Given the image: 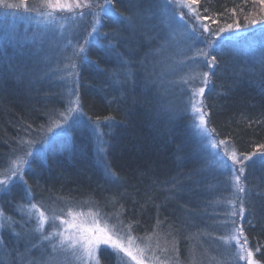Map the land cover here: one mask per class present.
Here are the masks:
<instances>
[{"label": "trees", "instance_id": "1", "mask_svg": "<svg viewBox=\"0 0 264 264\" xmlns=\"http://www.w3.org/2000/svg\"><path fill=\"white\" fill-rule=\"evenodd\" d=\"M258 2L199 0L194 7L201 17H210L203 20L213 31L237 22L239 30L246 31L233 40L222 39L227 34L205 36L213 40L208 59L215 57L216 62L209 69L202 103L207 126L218 141L224 140L242 160L257 153L243 162L239 200L244 209L243 237L255 259L264 264V157L260 155L264 153L260 147L264 145V27L250 25L264 13ZM113 8L115 15L101 20V38L86 45L76 65L73 89L82 119L52 138L41 152L35 151L21 180L0 192L1 212L17 230L22 227L18 207L31 201L57 207L115 206L134 235L160 226L171 227L179 237L192 227L187 219L202 212L206 186L187 114L169 104L165 98L169 91H163L150 68L138 66L153 49L158 4L113 0ZM137 15L144 22L151 16L142 34L131 23ZM25 50L0 34V172L23 143L39 141L62 107L55 83L44 82L49 74L45 68L36 71ZM161 92L163 99L158 96ZM97 128L102 136L97 134L95 142L90 129ZM5 230L0 235V264H10L13 254L22 249L13 247V234ZM177 240L181 251L182 239ZM98 258L100 264H115L108 250H100Z\"/></svg>", "mask_w": 264, "mask_h": 264}, {"label": "rangeland", "instance_id": "2", "mask_svg": "<svg viewBox=\"0 0 264 264\" xmlns=\"http://www.w3.org/2000/svg\"><path fill=\"white\" fill-rule=\"evenodd\" d=\"M7 2L19 4L20 0H7ZM26 2L28 10H25L23 6L7 8L0 5V34L12 41L22 51L26 49V56L32 58V61L27 62L31 63L36 71L45 68L50 76L48 75L44 82L50 80L55 83L62 107L61 111L58 110L53 115L52 121L45 126L46 130L42 131L44 133H41V137L39 136V141L27 142L28 145L23 143L24 147L21 146L13 159L1 170L0 179H5L12 176V161L18 158L28 161L23 166L21 173L13 177L8 184L21 180L22 173L29 166L35 151L41 152L52 138L62 135L68 126L82 119L77 106L69 104L70 100H76L73 82L78 59L83 54L75 53L81 45L86 47L89 42L96 40L90 39L86 43L85 37L88 36L93 25V16L88 14L89 11H99L98 8L75 9L77 14L75 18L72 13L63 12L57 13L53 20L42 15L45 9L39 7V0H26ZM156 2L159 9L156 16L157 24H155L157 27L152 33L153 49L146 59L138 61V66L139 68H150L151 74L155 75V79L162 85L163 91H169L165 96L169 104L175 107V103L181 108V112L187 114V126L200 149L202 163L199 172L203 175L202 181L205 183L207 195L205 202L201 205L202 212H198L191 220L187 219L193 224L192 227L184 230L183 235L180 234L178 237L174 235L175 231L173 232L171 227L160 226H155L145 235H134L133 231L132 234L144 237L152 234L154 229L156 230L157 235L152 237L151 250L147 254L148 257H153L152 264H247L246 253H243L244 260L239 258L241 255L240 245L244 243V237L237 230L241 229L243 212L240 211L242 208L239 200L241 191L237 190L233 179V170H235V175L241 177L239 169L243 164H233L232 160L225 155V152L231 153L233 149L226 143L219 144L207 126L206 116L204 127L207 131L202 132L196 127L199 124L200 113L193 112L191 104L193 90L200 87L205 89L206 84L201 74L209 73L210 69L208 58L196 55L198 49L208 52L209 41L205 39V36L209 32H204L202 25L209 26V24L203 19L197 21L186 8L177 9L174 0H156ZM93 3L103 4L104 0H93ZM259 5L258 2L257 8L260 10L261 5L260 7ZM82 11L85 13L83 17L79 15ZM181 13H183V19L180 18ZM261 13L260 17H253L257 23L250 22V25L255 28L264 27V13L262 11ZM102 18L103 14H101V20ZM135 20L131 19L133 29L142 34L144 26L148 29L147 20L151 21V16L146 18V22L143 17L138 18V15ZM100 24L97 25V28ZM193 27L197 31L193 32ZM244 33L246 31H226L221 33V36L227 34L237 37ZM210 41L213 42V40ZM137 71H139L138 67ZM193 75L196 78L190 79L189 77ZM169 95L172 97L171 99ZM158 96L161 99L164 97L162 92ZM196 99L202 101V96H197ZM70 107H76V110L69 112ZM201 111L205 113L203 107ZM49 128L52 129L51 132ZM90 130L93 140L97 142L98 135L101 137L102 133L98 128ZM39 137L34 138L38 139ZM212 141L217 143V148H212ZM26 153H31V155L26 156ZM237 158L242 160L238 156ZM224 165L227 167L225 168ZM239 183L242 188L241 182ZM6 186H0V192ZM32 204H37L49 217L55 212L57 215L67 218L66 212L69 208L85 213L89 210L95 212L96 209H99L103 216L110 218V224L114 223L119 226V221H122L123 225H129L125 216H122V210L115 206L111 208L107 205L94 206L90 203H82L57 207L55 204L49 205L47 202L41 204L31 201L18 207L17 212L22 218V227L20 226V229L17 230L12 221H9L0 209V235L2 231L8 229L5 231L8 232V235L13 234L14 237L15 245L13 244V247L20 246L22 248L13 254L15 260H11L10 264H81L76 258L79 255L78 250L74 253L73 250L66 247L53 248L54 244H58L59 236H53L50 240L44 239L54 229L62 230V226L59 220L49 219L43 230L38 231V214L35 210H30ZM233 213L235 214L233 215ZM86 219L90 223L92 218L86 217ZM122 230L126 232L127 228H122ZM232 236H236L239 243L237 240L231 239ZM177 238L182 239L183 248L181 251ZM138 243L143 244L144 241H138ZM246 247L249 248L248 244ZM0 248L2 247L0 246ZM102 249L110 251L115 258V264H136V261L124 253H117L107 245L99 246L97 256ZM253 258L255 259L254 252ZM88 264H94V262L88 261Z\"/></svg>", "mask_w": 264, "mask_h": 264}, {"label": "snow or ice", "instance_id": "3", "mask_svg": "<svg viewBox=\"0 0 264 264\" xmlns=\"http://www.w3.org/2000/svg\"><path fill=\"white\" fill-rule=\"evenodd\" d=\"M261 5V9L264 10V0H259ZM175 7L177 9H188V13L194 15L197 21L201 19H210V17H201L199 13L198 7H194L193 5H198L199 0H174ZM0 5H3L7 8H18L23 6L25 10H28V5L26 0H20L19 4L15 3H8L7 0H0ZM39 7L44 8L45 11L42 13L43 16L46 18H52L53 20L56 18L57 13L68 12L73 14V18L77 15L75 9H93L98 8L99 11H89L88 14L93 16V25L92 30L88 33V36L85 37V42L87 43L90 39H97L101 38V33L98 31L97 25L101 23V14L103 16H112L115 15L114 8H113V0H104L103 4H94L93 0H39ZM205 12L208 11L207 8L204 9ZM81 17L85 15L82 11L79 13ZM181 19H183V13H181ZM216 23V21H212ZM252 24H256L257 20L252 19ZM204 32H209L211 35L220 37L221 33L226 31H238L240 29V24L237 22L235 24H228L226 27H220L218 30H211L207 24L202 25ZM197 31L195 27H193V32ZM107 34H104L106 38ZM222 39L233 40L237 39L236 36H228L222 37ZM209 47L212 46V42H208ZM85 52L84 45H81L75 54H82ZM197 56H203L206 59L208 58V52L198 49L196 52ZM216 62V58L212 57L208 59V67H212ZM75 67V65H72ZM203 76V81L205 84L208 82L209 73L203 72L201 74ZM190 79H195V75L189 77ZM186 82V81H185ZM204 87H200L194 89L192 92L191 97V104L193 112L200 113L198 119L199 124L196 127L202 132H206L207 129L205 126V116L207 113L201 111L203 107V103L201 100H197V96H203L204 94ZM70 105L78 106V100H70ZM76 107H70L69 112L75 111ZM67 119V117H65ZM107 119V118H106ZM59 127V125H56ZM51 132L52 129L49 128ZM54 142V140H53ZM226 142L224 140L219 141L220 145H224ZM211 146L213 149L217 148V143L212 141ZM264 148V145L260 146ZM257 153H253L250 155H246L243 157V160L237 158V154L235 151L231 153L225 152V155L228 156L230 160H232L233 164H243L244 161H251L253 156ZM26 156H30L31 153H26ZM215 155V153H214ZM262 157H264V153H260ZM218 158V157H217ZM28 163L23 158H18L17 160L12 161V176L7 177L5 179H0V186H6L9 181L21 173L23 166ZM226 168L227 165H224ZM245 171L244 167H240L239 172L243 174ZM233 179L235 181V187L238 191H243L240 187V175H235V170H233ZM30 210H35L38 214V231H42L44 228L45 223L51 219L53 221L59 220L62 226V230L56 231L53 230L48 236H45L44 239L50 240L53 236H59L60 239L58 244H54L53 248L55 249L57 246L59 247H66L67 249L73 250L75 253L77 250L79 251V255H77V260L81 262V264H88V261H93L94 264H100V260L97 256V250L100 245H107L117 253H124L126 256L130 257L132 260L136 261V264H152L153 257H148V252L151 250V240L154 235H157L156 230H153L152 234L146 235L144 237H137L132 234V227L131 224L123 225L122 221H119V226L117 224H110L109 219L103 216L99 209H96L95 212L89 210L87 213L85 212H78L75 211L73 208H69L66 212L67 218L62 215H57L55 212L49 217L45 211L41 210L37 204H32L30 206ZM241 212L244 211L243 208L240 210ZM235 213H233L234 215ZM86 217H91V222L89 223ZM117 220L119 219L118 214L116 216ZM159 225V222H158ZM127 228V231L124 232L122 228ZM237 231L240 232V235H243V230L238 229ZM228 239V238H225ZM231 239L237 240L236 236H232ZM138 241H144L143 244L138 243ZM237 243L239 241L237 240ZM247 245V238L245 237L244 243L240 245V259L244 260L246 253L247 256V264H259L257 260L253 258V251L246 247ZM158 246V245H157ZM256 251H260L259 248Z\"/></svg>", "mask_w": 264, "mask_h": 264}]
</instances>
